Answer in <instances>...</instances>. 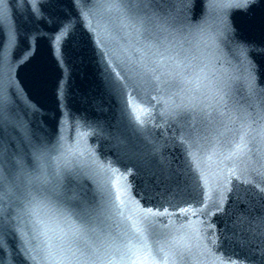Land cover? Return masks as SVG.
Wrapping results in <instances>:
<instances>
[{
    "label": "snow or ice",
    "instance_id": "snow-or-ice-1",
    "mask_svg": "<svg viewBox=\"0 0 264 264\" xmlns=\"http://www.w3.org/2000/svg\"><path fill=\"white\" fill-rule=\"evenodd\" d=\"M205 2L207 3L208 0H205ZM226 2H230V0H226ZM189 84L192 83L191 80L187 81ZM200 90V83L197 82L195 87H194V91H199ZM216 103L218 105L220 104H224V95L223 94H218L217 95V98H216ZM244 137L242 136L241 137V141H243ZM244 148H245V145L243 143H240V144H237L235 145L234 147V152H240L242 153L244 151ZM3 175L2 173H0V183L3 182ZM0 199H2V193H0ZM29 214L32 215L34 218H35V223H36V226L38 228V230L40 231V233L42 235H45L47 236V232H48V228H47V225L46 223L40 218V212H41V206L34 202V201H30L29 202ZM103 212H104V209L103 208H100L98 210H96V218L97 220H100L103 216ZM79 230L78 229H75L72 231V237L70 240H68L69 243H72L75 241V239L79 236ZM58 239L60 240L61 244H63L66 240V238L68 237V232H65L63 229H60L59 232H58ZM176 244V247L177 248H189L190 245L184 241V240H178L175 242ZM231 264V262H230Z\"/></svg>",
    "mask_w": 264,
    "mask_h": 264
}]
</instances>
